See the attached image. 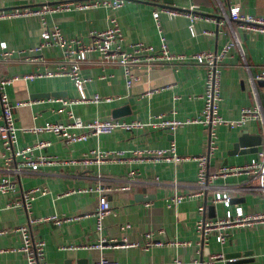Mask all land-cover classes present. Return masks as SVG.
I'll use <instances>...</instances> for the list:
<instances>
[{"label":"crops","instance_id":"crops-1","mask_svg":"<svg viewBox=\"0 0 264 264\" xmlns=\"http://www.w3.org/2000/svg\"><path fill=\"white\" fill-rule=\"evenodd\" d=\"M61 1L64 0H0V9L38 7ZM144 1L124 0L118 8L98 5L0 19V50L5 42L7 49L14 53L0 61V76L19 77L6 85L12 102L31 101L13 108L17 123L66 121L69 110L84 120L108 118L114 115L115 108L124 105L131 107L129 113L120 116L127 120L153 119L159 115L187 119L201 114L206 75L203 66L192 59L182 60L176 65L143 64L134 70L140 75V80L128 87L123 68L113 62H102L99 54L95 53V60L81 64V73L90 78L85 91L91 95L98 92L103 96H121L110 102L75 103L64 107L54 98L79 96L70 76L22 78L38 67H53L62 58V49L57 45H47L30 54L29 49L41 40L43 22L48 26L58 25L66 36L88 40L92 30L110 27L112 17L117 19L124 33L123 46L126 48L138 41L158 47L161 35H164L172 52L192 54L220 49L227 41H236L237 38L239 43H235L225 57L221 72L220 113L228 120H237L245 107L260 105L264 111V79L255 78L258 71L264 70V33L244 30L238 21L231 18L220 20L224 11L228 13L232 7L264 16V0H174L173 6L197 15L194 30L189 27L191 18L186 13L170 16L161 11L159 26L153 12L161 10L164 5L158 3H164V0H156V3ZM211 16L216 19H208ZM28 55H41L39 57L50 64L26 59ZM43 92L58 94L37 96ZM244 132L261 133L263 141L258 150L264 147V123L260 119L249 118L236 127L220 124L217 127L218 148L211 157L210 170L225 164V160L229 164H241L257 155L258 150L244 151L249 148L245 145H241L236 153H229L238 136ZM208 135V129L198 122L185 123L175 132L168 129H116L73 144L66 143L52 132L20 130L14 145L15 152L46 139L51 143L36 149L35 153L46 155L51 161L36 170L27 167L19 171L14 169L18 157L10 166L5 162V149L0 139V176L5 174L18 183L17 192H0V264H28L26 254L20 249L22 235L15 229L27 223L30 217L44 218L54 214L69 219L61 224L43 219L31 225L34 238L46 242L45 257L50 264H96L102 258L118 264H169L176 259L183 262L199 260L208 264L212 255L220 252L225 255L237 250H251L252 254L242 255L241 258H248L246 261H234L236 259L224 256L213 259L211 264H264V227H240L230 233L225 242H219L216 236H212L202 246L196 224L201 217L199 206L205 203V197L192 196L178 204H168L167 198L173 194L176 178L180 190H195L196 160L187 159L179 163L151 159L136 161L132 156L135 150L166 148L172 141L179 154L198 156L207 150ZM93 149L100 152L123 151L124 156L120 157L121 160L104 159L102 163L64 162L80 159L83 153ZM130 169L140 172L133 181L129 179ZM244 178H219L216 185ZM100 182L113 186L132 183L130 191L112 190L108 193L112 212L104 219L102 230L97 229L95 216L99 205V193L95 187ZM35 186L45 187L48 192L37 196L29 210L14 204L21 198V191ZM91 187L93 190H88ZM234 200L248 211L264 205L262 195L257 193ZM210 206H214L213 211ZM225 211L226 206L222 203L209 202L205 215L209 218L222 216ZM149 233H153L151 242L147 238Z\"/></svg>","mask_w":264,"mask_h":264},{"label":"built area","instance_id":"built-area-1","mask_svg":"<svg viewBox=\"0 0 264 264\" xmlns=\"http://www.w3.org/2000/svg\"><path fill=\"white\" fill-rule=\"evenodd\" d=\"M124 0H64L56 4H44L38 7L0 9V19L14 17L27 14L44 15L48 12L64 11L71 9H84L88 7L103 5L112 8L122 6ZM165 11L170 16L178 14H187L191 18L190 29L194 30V20L197 15H191L189 10L180 7L163 6L156 9L153 15L160 26V12ZM221 21L229 18L236 20L244 30H258L264 33V16L253 15L251 13L242 12L237 7L230 8L227 13L224 11ZM216 19L214 16L208 17ZM112 25L104 30H92L88 40L79 36H66L62 29L58 26H48L43 22V28L40 34V42L31 47L29 52L37 53L44 46L57 45L62 49V58L57 60L53 67L44 65L45 69L40 67L34 71L26 73L22 76L25 80H33L36 77L50 76H70L76 88L79 91V96L75 98H54L68 106L75 103L88 102H110L121 96H103L98 92L91 94L86 93L85 89L90 81V78L81 73V64L88 60H95V53H98L102 62H113L123 68L126 86L131 87L134 83L140 80V75L134 70L141 65H154L155 63H166L171 65L180 64L182 60L192 59L197 64L205 69V87L203 92L204 104L201 114L196 118L181 119L176 116L159 115L153 119H132L127 120L120 116H110L108 118L96 117L91 120H84L81 116L74 113L73 110L68 111V119L66 121H51L46 120L42 123L18 124L16 121L15 111L13 108L27 105L29 100H16L12 102L7 91L6 85L11 83L18 76L1 77L0 76V106H1V123H0V139L4 146L5 162L8 166L16 162L15 170L21 168H31L36 170L40 165L50 162L49 157L43 154L37 155L36 149H41L48 146L51 142L46 139L39 140L34 145H29L15 152L14 145L18 138L20 130L26 132H52L62 138L66 143L73 144L82 140H87L90 136H98L115 131L116 129L132 130H164L175 132L180 126L189 122L202 123L209 131L207 139V150L201 152L198 156H183L178 153L174 141L166 148H158L147 151H133L136 161L153 160V161H176L182 162L187 159L197 161V178L196 188L191 191H182L179 189V182L174 183L173 194L167 198L169 205L178 204L192 196L205 197V203L199 206L201 217L197 221V230L201 233L200 245L208 242L212 236H216L219 242H225L227 236L240 227H264V205L254 211L246 210L243 205L234 203V199L245 196L247 194H261L264 201V147L258 150L257 155L241 164H223L215 170H210V160L215 154L217 145V127L220 124H226L230 127L243 125L249 118L260 119L264 123V111L260 105L253 107H245L242 110L241 118L237 120H228L220 113L221 100V72L225 63V57L239 41H227L220 49L217 50H202L192 54L174 53L170 50L166 37L161 35V42L158 47L150 44H145L142 41L130 44V48L123 46L124 33L115 17L111 19ZM23 53V52H22ZM14 53L8 50L5 42L1 44L0 61L8 59ZM21 54V51H19ZM41 55H28L26 59L35 62H46ZM255 78L264 79V70L257 72ZM124 152L115 151H98L96 149L90 152H85L80 159L72 158L64 160L65 163L75 164L78 161L84 164L102 163L104 159L121 160ZM129 179L133 181L140 174L138 170L130 169ZM245 176L242 180L234 182H226L216 185V180L219 178ZM132 183L113 186L104 182L98 183L95 190L99 193V205L95 212L97 219L96 227L102 230L104 227V219L112 212L108 201V193L112 190L130 191ZM213 189V190H212ZM87 190V189H86ZM88 190H93L89 188ZM18 191V183L15 179L6 176H0V192L14 193ZM48 189L41 186H35L27 190L21 191V198L15 201V205L24 206L29 210L32 201L39 195L46 194ZM211 202L213 204L222 203L226 206V211L222 216L206 217V205ZM149 205V203H147ZM53 220L56 224H61L69 218L59 216L57 214L46 216L44 218L30 217L27 223L21 224L15 230L22 235L23 242L20 249L26 254L28 264H50L45 257L46 242L43 239H36L32 234L31 225L33 222L40 220ZM129 226V225H128ZM152 234H147L148 240L152 241ZM100 245V243H99ZM220 252L212 255L208 264L212 263L213 259L224 257ZM96 264H118L115 261L102 258ZM169 264H202L199 260L192 262H183L179 259L174 260Z\"/></svg>","mask_w":264,"mask_h":264},{"label":"water","instance_id":"water-1","mask_svg":"<svg viewBox=\"0 0 264 264\" xmlns=\"http://www.w3.org/2000/svg\"><path fill=\"white\" fill-rule=\"evenodd\" d=\"M144 2L156 3V0H145ZM173 2H174V0H164V3H158V4L164 5V6L176 7V6H173ZM56 94H58V92H43L41 94H37V96L56 95ZM130 111H131L130 105H124V106L115 108L114 109V115L115 116H121V115H125L126 113H129ZM158 111L159 110H157V112ZM262 141H263V136L261 133L251 134L249 132H244L243 134L238 136L237 141L234 143V146L229 151V153L230 154L236 153L240 149L241 145H245V147L249 146V148H245L244 151H257L258 145L261 144ZM227 162H228V160H225V164ZM210 210L213 211L214 206H210ZM243 254H244V256H248L249 254H252V252H251V250H247L244 252L237 250V251L227 252V253H225V256L228 259H236L234 261H246L248 258H241ZM231 261H233V260H231Z\"/></svg>","mask_w":264,"mask_h":264}]
</instances>
